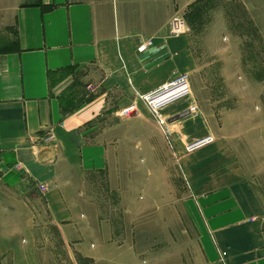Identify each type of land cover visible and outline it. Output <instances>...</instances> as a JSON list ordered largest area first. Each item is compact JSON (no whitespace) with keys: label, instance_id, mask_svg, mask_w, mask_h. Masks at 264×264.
Segmentation results:
<instances>
[{"label":"crops","instance_id":"1","mask_svg":"<svg viewBox=\"0 0 264 264\" xmlns=\"http://www.w3.org/2000/svg\"><path fill=\"white\" fill-rule=\"evenodd\" d=\"M193 1L0 0V264H142L141 227L126 225L119 206L130 199L126 169L135 193L144 167L161 173L171 212L175 202L181 210L192 264H264V162L243 164L217 132L212 145L182 150L212 134L215 112L204 106L215 97L194 85L162 112L180 168L138 98L194 70L190 32L169 27ZM190 105L196 116L183 115Z\"/></svg>","mask_w":264,"mask_h":264},{"label":"rangeland","instance_id":"2","mask_svg":"<svg viewBox=\"0 0 264 264\" xmlns=\"http://www.w3.org/2000/svg\"><path fill=\"white\" fill-rule=\"evenodd\" d=\"M179 15L193 38L196 54L194 70L187 73L191 88L195 85V90L201 91L202 86L203 95L215 97L218 103L214 106L209 101L204 106L215 112L211 133L217 132L228 142L243 164L260 167L258 162H264V0H195L186 14ZM130 114L135 116L137 109L134 107ZM128 116L118 118L125 123ZM123 123L121 130L129 127L131 131ZM150 132L149 124L143 123L139 138L148 142ZM141 144L137 153L144 166L148 164V154L141 153L146 149L145 143ZM127 153L130 162L134 154ZM162 159L166 161V157ZM156 170H140L141 181L134 193L130 187L134 171L126 169L124 191L130 199L124 202L127 207L119 206L120 217L126 225L141 227L133 235L140 242L137 250L142 264L147 260L154 264H182L186 257L192 264L194 240L181 233L186 222L176 202L171 212L166 201L168 186ZM162 171L167 173L166 169ZM182 183L188 187L187 180ZM124 209L125 218L120 211Z\"/></svg>","mask_w":264,"mask_h":264},{"label":"built area","instance_id":"3","mask_svg":"<svg viewBox=\"0 0 264 264\" xmlns=\"http://www.w3.org/2000/svg\"><path fill=\"white\" fill-rule=\"evenodd\" d=\"M185 21L182 15H175L169 24L170 31L174 35L183 34L186 30ZM146 45L139 47V51L144 50ZM191 95V85L187 73H181L175 76L172 80L164 83L148 92L138 95L139 100L145 105L151 118L153 119L156 128L159 130L164 138L165 144L173 159L176 162V166L179 167V157L174 150L173 136H174V126L171 120L163 117L162 112L169 108L170 106L187 100ZM134 109V106L130 108L123 109L121 112L122 116L130 115V111ZM198 114L196 106H189L187 111L183 115H194ZM50 136L46 137L49 140ZM215 142V137L213 134L206 133L195 139L189 140L183 144L182 150L185 154L194 153L200 149L212 145ZM180 168V167H179ZM186 181V179L184 178ZM187 186L189 184L187 182ZM39 190L43 191L46 189V185L41 184L38 186Z\"/></svg>","mask_w":264,"mask_h":264},{"label":"trees","instance_id":"4","mask_svg":"<svg viewBox=\"0 0 264 264\" xmlns=\"http://www.w3.org/2000/svg\"><path fill=\"white\" fill-rule=\"evenodd\" d=\"M190 7H191V5H190ZM190 7H189V9H190Z\"/></svg>","mask_w":264,"mask_h":264}]
</instances>
